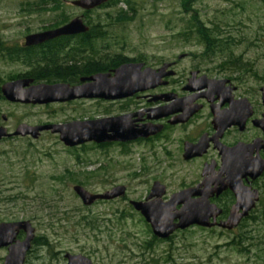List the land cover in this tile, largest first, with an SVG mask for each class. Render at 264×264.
I'll return each mask as SVG.
<instances>
[{
	"label": "rangeland",
	"instance_id": "374dc122",
	"mask_svg": "<svg viewBox=\"0 0 264 264\" xmlns=\"http://www.w3.org/2000/svg\"><path fill=\"white\" fill-rule=\"evenodd\" d=\"M51 1L0 0V44L22 47L26 36L53 30L61 21L68 23L77 17L106 32L104 41H95L97 56L122 54L141 61L143 55H166L170 50L190 53L199 57L206 69L236 78L246 92L264 86V0H117L90 11L70 4L76 0ZM184 2L204 25L219 27L222 38L233 41L228 61L238 59L248 71H221L219 65L227 56L205 57L193 31L188 40H180L178 35L191 28V14ZM28 69L7 61L0 53V88L23 78ZM118 108L89 100L15 104L0 92V126L12 133L20 124L33 127L106 118ZM163 143L153 147L133 143L124 148L111 145L100 149L93 144L66 148L49 132L36 140H1L0 223L28 221L34 239L43 238L31 243L25 264H66V253L82 255L93 264H264L262 246H246L247 251L241 254L230 245L241 233L258 243L262 232L248 221L244 227L227 232L191 227L167 240L153 236L129 202L145 201L155 182L165 186L163 201L168 200L195 184L201 170L196 163H181L174 157V144L168 142L163 148ZM74 186L90 194L124 186L126 193L86 207L72 191ZM4 249H0V264L7 254Z\"/></svg>",
	"mask_w": 264,
	"mask_h": 264
},
{
	"label": "water",
	"instance_id": "95a60500",
	"mask_svg": "<svg viewBox=\"0 0 264 264\" xmlns=\"http://www.w3.org/2000/svg\"><path fill=\"white\" fill-rule=\"evenodd\" d=\"M110 0H76L70 4L80 10L90 11L101 7ZM88 28L81 18H74L67 24L45 32L31 34L25 37L24 47H34L45 42L66 36L86 33ZM159 78L149 70L141 72V64H124L110 74H97L83 79L82 85L70 87L68 84H36L30 79H17L1 86L3 98L15 104L49 105L64 104L76 100H104L116 101L132 97L134 94L154 88ZM85 82V83H84ZM264 94V86L261 88ZM131 116L106 117L95 120L72 121L66 124H47L27 126L20 124L15 131L9 133L0 126V141L12 137H30L36 140L42 133L49 132L58 136L59 142L66 148H76L85 144L129 143L146 138L157 133L160 128L135 129L130 123ZM239 147L224 150L227 157L226 165L220 168V174L227 175L228 187L235 197V203L225 220L217 222L220 210L208 201L210 196L206 184L200 183L195 187L174 193L167 201L165 187L160 183H153L145 201H130L132 209L143 217L149 225L153 236L160 240L169 239L176 231H183L191 227L231 231L248 217L259 200L257 190L250 191L242 185L241 180L250 177L256 179L264 171V162L257 165L246 163L237 157ZM193 154V150L185 149ZM203 184V189L200 186ZM211 182L209 183V185ZM225 187H219L215 193L219 194ZM74 194L83 206H91L96 201H111L124 197V186H115L100 194H90L80 186L72 188ZM181 206L180 209L176 207ZM24 234L22 240L18 235ZM34 240V229L28 221L0 223V249L6 248L7 254L2 264H25L26 256L30 252ZM66 264H93L82 255L64 254Z\"/></svg>",
	"mask_w": 264,
	"mask_h": 264
},
{
	"label": "flooded vegetation",
	"instance_id": "af4514ba",
	"mask_svg": "<svg viewBox=\"0 0 264 264\" xmlns=\"http://www.w3.org/2000/svg\"><path fill=\"white\" fill-rule=\"evenodd\" d=\"M83 24L89 29L84 21ZM86 33L60 37V39L66 38L65 41L61 42L65 46L64 51L68 52L72 46L76 45L80 54L82 52L81 37ZM93 35L94 37L89 42L91 59L89 67L92 73L79 75L76 79H73L75 76L73 75L71 76L72 82L44 83L34 82L31 78L23 77L19 79H30L32 85L62 83L73 87L82 85L83 79L97 74L112 75L115 69L124 64H141V72L149 70L159 78L157 86L122 100L92 99L89 101L109 104L110 106L117 105L118 110L116 112L111 111L108 117L131 116L129 120L135 129L141 127V129L156 130L154 128H160V130L151 136L129 143L91 144L97 148L111 145L124 148L133 143L153 147L161 144V142H164L162 147L165 148L168 142L174 144L176 153L174 157H178L181 163H196L201 167L199 180L178 192L195 187L203 182L209 188V203L221 211L216 221L225 220L235 203V197L227 184L229 177L220 174V168L229 162L222 152L239 147L237 154L239 159L253 165L264 162V94L261 92L262 87L258 90L246 92L237 84L236 78L226 77L222 73L206 69L202 65L201 59L190 53H175L172 50L167 51L169 54L166 55H143L141 61L136 58H128L122 54H113V56L122 57L126 62L108 71L95 72L97 51L94 44L97 37L95 32ZM87 48L84 50L85 56ZM82 63H84L82 62V56L79 55L74 65L69 62L60 66L66 67L64 69H70V72L72 65L76 68L81 67ZM81 101L86 100H76L69 103ZM185 149L193 150V154L186 153ZM263 181L264 171L261 176L254 180L250 177L241 180L244 187L250 191L257 190L259 196L258 186ZM203 184L199 190L203 189ZM222 186L225 188L219 194H216L215 191ZM180 207L178 206L176 209H180ZM21 234L18 235L17 239H22ZM4 250L7 252V249Z\"/></svg>",
	"mask_w": 264,
	"mask_h": 264
},
{
	"label": "trees",
	"instance_id": "16d2710c",
	"mask_svg": "<svg viewBox=\"0 0 264 264\" xmlns=\"http://www.w3.org/2000/svg\"><path fill=\"white\" fill-rule=\"evenodd\" d=\"M186 2H189V0H187ZM186 2H184V6L187 5ZM116 3L117 0H110L106 4L102 5L100 8H105ZM41 5L45 4H42L41 2ZM187 11H189L191 14V19H189V24L191 28L188 31H184V33L178 35L180 37V40H188V36L190 34L189 32L193 31V36L195 40H197L199 44H201L205 49V51L203 52V55L205 57L212 58V56H214L215 54L226 56L230 54L229 52L232 49L231 46H234L233 41L229 38H222V33L219 27L214 26L213 28H209L204 25V23H202L200 19L196 18V15H194L192 11V7L188 6ZM65 23L66 21H61L60 23L55 25L54 29L58 26L65 25ZM94 32L96 33V39L98 41L102 42L106 39V32H104L103 30H99V27H89L87 33L82 35L81 37L82 52L80 54L76 45L72 46L70 51H64L65 46H63L61 42L65 41L66 38H57L42 46L31 48H25L23 46L15 48L0 44V53L3 55L4 58H6L7 61L11 63H20L25 67L29 68L28 71H26L22 75V77L24 78H31L34 80V82L44 83L72 82L71 76L73 75H75L73 79H76L79 75H88L89 72L92 73L89 67L91 61L89 42L90 39L94 37ZM103 36L105 38H102ZM85 48H87L86 56L84 55ZM79 55L82 56V62L84 63H82L81 67L74 68L73 65L76 63ZM228 57L229 56L225 57L226 60L219 65V69L221 71L228 70V68H232L234 71H236V73H239V70L248 71L245 67L246 65H241L238 59L235 60V62L230 60L228 61ZM69 62L73 63L71 67V71L73 73L71 71L69 72L70 69H64L66 67L60 66L63 63ZM125 62L126 60H124L118 55L113 56L108 54H99L97 56V66L95 72L108 71L109 69L120 66ZM84 147L85 146H83L82 148ZM98 148L102 149L105 148V146H99ZM258 189L260 191V196L255 208L249 213L247 218L241 221L239 226L235 229H240L244 227L246 225V221H248L253 223V225L255 226L257 225V230L262 232V236L259 237L258 243L255 242V238L246 237L247 233H241L238 238L232 239L230 245L235 246L232 248L237 250L241 254L247 251L246 246L249 249L262 246V248H260V251H264V181L258 186ZM200 230H203V228H201ZM20 236H22V234ZM39 239L43 240V238L34 239L33 243L36 244Z\"/></svg>",
	"mask_w": 264,
	"mask_h": 264
}]
</instances>
